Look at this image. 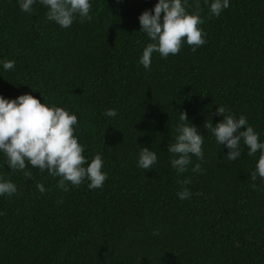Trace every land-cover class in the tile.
<instances>
[{"label":"trees","instance_id":"16d2710c","mask_svg":"<svg viewBox=\"0 0 264 264\" xmlns=\"http://www.w3.org/2000/svg\"><path fill=\"white\" fill-rule=\"evenodd\" d=\"M197 2L206 43L153 53L145 69L151 40L138 17L158 0H89L91 22L77 16L67 29L47 19L45 5L28 14L19 0H0V96L27 93L75 114L83 166L100 154L107 174L101 188L66 182L64 192L47 170H11L0 150V181L17 186L0 195V264H264V178L251 180L260 152L249 156L242 140L231 161L204 127L223 120L215 114L223 106L264 143V0H229L219 17L212 0H188L186 10ZM180 112L204 136L203 160L193 155L182 174L168 151ZM142 147L157 155L150 170L138 167ZM183 188L190 198H179Z\"/></svg>","mask_w":264,"mask_h":264},{"label":"clouds","instance_id":"9594fccd","mask_svg":"<svg viewBox=\"0 0 264 264\" xmlns=\"http://www.w3.org/2000/svg\"><path fill=\"white\" fill-rule=\"evenodd\" d=\"M37 3L47 6L48 20L65 29L73 24L77 16L81 23L85 20L91 22L93 18L90 15L92 5L89 0H19V7L21 11L31 14L33 6ZM205 4H208V0H205ZM229 6V0H212L208 5L210 14L217 17ZM190 7L193 6L188 4V0H183V3L182 0H158L154 9L145 10L140 14V32L145 33L151 40L144 48L139 61L145 69L150 68L153 53L167 58L170 54H178L185 41L192 46L193 52L206 43V33L199 27L204 22L201 18L203 9L199 2L191 13L186 10ZM14 66L15 61L3 62L5 70H11ZM215 114L222 115L223 120L214 126L211 119H206L204 127L215 136L219 145L227 147V158L235 161L242 155L240 145L243 140L249 156L260 152L256 171L251 173V180L254 182L257 175L264 178V143L259 142V133L244 115L237 118L223 106H219ZM105 115L115 117L117 111L108 109ZM179 120L181 123L176 128L175 142L168 146V151L173 154L171 166L178 174H182L187 171L193 155L203 160L204 136L189 122L186 112H180ZM76 124L75 114H69L64 108L55 105L41 103L31 94L26 93L13 100L0 96V150L7 157L6 164L13 171L25 170L29 164L40 171L47 170L49 175L60 177L58 187L64 192L69 191L66 182L79 186L88 180V188L94 190L101 188L107 178V174L102 172L103 161L100 154L95 155L87 167L83 166L87 163L83 155L85 146H82L74 135L73 126ZM242 128L244 130H241ZM156 163V153L142 147L138 167L150 170ZM192 170L203 171L199 163ZM24 175L32 178L30 171H25ZM179 183L186 185L191 183V180L186 178ZM252 186L255 189V183ZM37 188L40 192L46 191L43 184L38 183ZM16 192L17 186L13 182L0 181V195L11 196ZM178 196L185 200L190 198L191 192L183 188Z\"/></svg>","mask_w":264,"mask_h":264}]
</instances>
